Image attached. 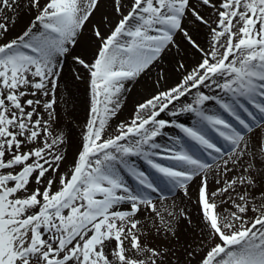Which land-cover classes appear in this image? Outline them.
Masks as SVG:
<instances>
[{
    "label": "snow or ice",
    "instance_id": "snow-or-ice-1",
    "mask_svg": "<svg viewBox=\"0 0 264 264\" xmlns=\"http://www.w3.org/2000/svg\"><path fill=\"white\" fill-rule=\"evenodd\" d=\"M103 2L0 0V264H165L170 249L146 244L145 237L154 230L178 240L165 219L175 214L160 210L150 195L159 186L132 157L186 196L199 178L197 205L207 230L201 244L208 243L198 264H264V138L257 131H264V0H109L118 19L104 17L107 34L91 30L92 61L72 56L87 70L90 108L80 149L61 173L64 139L53 135L61 58L80 46ZM200 27L211 37L208 48L193 34ZM178 35L200 53L199 62L190 71L178 63L183 75L176 85L146 97L130 122L106 134L126 84L171 48L179 51ZM189 94L192 101L177 108ZM209 103L217 110L209 112ZM165 112L196 119L186 126L162 118ZM169 126L186 140L158 143ZM210 172L220 176L215 192L208 191ZM229 172L233 178L225 179ZM217 197L231 205L226 215L217 211ZM145 210L154 217L151 229L139 219Z\"/></svg>",
    "mask_w": 264,
    "mask_h": 264
},
{
    "label": "bare ground",
    "instance_id": "bare-ground-1",
    "mask_svg": "<svg viewBox=\"0 0 264 264\" xmlns=\"http://www.w3.org/2000/svg\"><path fill=\"white\" fill-rule=\"evenodd\" d=\"M108 3L109 0H104L99 11L95 12L94 16L91 18V23L87 25L84 35L80 38V46L75 48L70 56L61 59L62 71H65V73H61L60 78L63 82L58 81V87L56 89L57 103L54 107L57 113V121L53 125V135L62 136L64 139V144L61 147L66 159L61 165V173L65 172L70 164L73 163V160L80 149L82 136L86 130L85 126L89 118L90 108V99L88 100L86 96V85L89 83L88 73L86 69H83L73 61L72 56L80 55L81 57L88 58L90 62L92 61L97 43L95 37L92 36L91 30L96 26L100 27L101 31L107 34L111 26L109 21L114 24L118 19L117 15L112 13L111 8L106 6ZM30 15L31 13L22 17L21 21L16 25V28L9 34L10 37L15 36L16 32H18L23 24L27 22L28 16ZM106 15L109 17V21L104 19ZM189 27L194 26L189 25ZM193 34L201 47H209L211 37L209 36L206 27H200ZM176 40L179 45V51L175 47L171 48L163 55L162 59L149 73L142 75L136 81L126 84L127 91L122 97L121 108L117 112V115L111 119V126L107 129L106 134H114L116 126L121 122H130L136 105L142 102L146 97H150L159 90H166L176 85L177 82L182 79L183 75V71L177 70L178 63H183L185 65V70L190 71L199 62L200 53L196 52L181 36L178 35ZM77 74L79 75V79L76 78ZM203 91L207 93L208 89H203ZM194 92L195 90H193V93ZM192 99V94H189L186 98L182 97L176 107H180L181 104L190 103ZM207 109L209 112H214L217 110V106L214 103H209ZM168 117L172 118L170 115H168ZM173 118L176 122L184 123L186 126H192L196 119L194 114L191 113H182L178 118ZM226 118L232 123H236L232 118ZM169 129L170 133L167 132ZM164 131L166 132V135L158 137L157 142L162 145L166 144L170 146L172 145L173 139L176 138L174 132L179 131V129L169 126ZM257 131L259 132L260 137L264 138V131ZM213 135L215 136V134ZM216 139L219 144H225L222 139L218 137ZM188 143L192 142L188 141ZM194 150H197V154H202L195 145ZM224 151L225 153L229 152V146L226 144ZM202 156L203 159L212 163L206 154H202ZM157 159L158 161H161L159 158ZM226 159H228V155L220 157L217 163L222 167L223 161ZM140 160L143 161L140 157H136V159L132 157L130 162L140 169L138 165H143L145 162ZM139 161L140 163H138ZM168 163H171L169 164L170 166L172 165L171 161ZM213 168H216V163H213ZM123 175L125 176L127 173H123ZM148 176L159 186L160 189L156 193H150L154 202L157 203V206L161 211L167 210L175 214L174 218L166 216L165 219L172 223L178 240L171 237L169 239H164L163 235H157L153 230L150 235H146L145 243L153 247L170 249L165 264H198L204 251H206L208 243L205 242L204 244H201L202 239L206 240L207 230L203 228V222L200 218L201 213L197 205V189L200 183L199 178H196L189 184L188 195L186 196L183 189L178 187L172 188L164 182L159 174L151 172ZM231 178H233V174L229 172L225 179ZM125 179L127 181L132 180V185L136 183L131 177L125 176ZM218 179H220V176L216 172L209 173V192H215L217 188L222 186V184L217 183ZM137 186L138 185H136V187ZM216 202L219 205L217 209L218 212L226 215L227 213L225 212V209H231L230 204L220 203L219 197H217ZM256 203H258V201ZM182 211L185 213L184 216H181ZM139 219L142 223H146L149 229L152 228L154 217L148 211H142L139 214ZM188 251H191L193 255L189 256Z\"/></svg>",
    "mask_w": 264,
    "mask_h": 264
},
{
    "label": "rangeland",
    "instance_id": "rangeland-1",
    "mask_svg": "<svg viewBox=\"0 0 264 264\" xmlns=\"http://www.w3.org/2000/svg\"><path fill=\"white\" fill-rule=\"evenodd\" d=\"M70 56V55H69ZM84 58V57H83ZM62 59V58H61ZM87 61H89L90 62V60L88 59V58H85ZM87 71V70H86ZM61 73H65V71H62ZM64 76V75H63ZM62 79H63V77H62ZM88 80H89V77H88ZM58 81H60V82H63L62 80H61V78H59V80ZM86 96H87V99L89 100L90 99V86H89V83H88V85H86ZM177 104V103H176ZM176 106H178V104L176 105ZM170 108H172V106H170ZM178 108V107H177ZM173 110H175V109H173ZM168 112H165V113H162L161 114V116H162V118H164V119H167V120H175L173 117L172 118H170V117H168ZM168 133H170V129H169V131H167ZM174 134L176 135V137H179L182 141H184V140H186V138L183 136V134L182 133H180V131H176V132H174ZM170 146H172V145H170ZM134 159H136V157H134ZM160 160V159H159ZM140 161H142V160H140ZM140 161L138 162V163H140ZM163 160H161V161H159L160 163H162V164H164V165H168V166H170L169 164H171V163H168V162H170L169 160H164L163 162H162ZM142 162H144V160L142 161ZM172 162V161H171ZM145 163V164H144ZM143 163V165H138L139 166V168L141 169V170H143L144 172H146V174L147 175H149L151 172H153L154 173V170L153 169H151V167L146 163V162H144ZM173 163V162H172ZM71 165L72 164H70V166L68 167V169L71 167ZM137 165V164H136ZM136 167V166H135ZM68 169H66V171L68 170ZM126 174V173H125ZM125 176H127V177H130V176H128V175H125ZM130 179V178H129ZM127 181V180H126ZM128 182V184L129 185H131L132 187H136V183H134V185H132V183H133V181L131 180H129V181H127ZM169 264H171V263H169Z\"/></svg>",
    "mask_w": 264,
    "mask_h": 264
}]
</instances>
